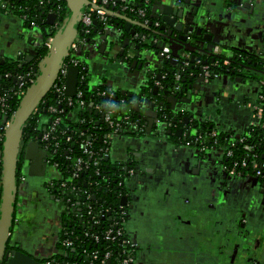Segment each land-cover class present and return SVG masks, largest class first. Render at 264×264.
<instances>
[{"label":"crops","instance_id":"1","mask_svg":"<svg viewBox=\"0 0 264 264\" xmlns=\"http://www.w3.org/2000/svg\"><path fill=\"white\" fill-rule=\"evenodd\" d=\"M153 3L151 12L159 17L173 15L175 9L183 10L182 17L177 15L176 22L183 23L185 34L193 26L202 28L203 36H211L208 45L222 48L228 52V57L235 53L251 61L258 58L262 64L257 69L264 67V0H198L184 6L181 3L178 6L175 0H153ZM120 25L122 27L104 28L97 32L90 45H84L83 51L92 85L105 86L126 96L132 105H139L137 115L146 129L149 128L147 123L152 125L150 133L111 136L112 162L134 165L138 174V178L129 184V188L133 186L127 199L131 201L127 223L129 235L135 238L139 228L142 237L149 241L154 233H176L174 255L179 260L193 258L198 264L201 261L213 264L217 237L211 230L213 214L210 209L215 199L221 201L224 198L227 202L242 200L243 204L253 208L254 199L264 194L262 181L251 175L240 177L224 172L221 163L225 158L221 151L201 153L197 146L166 137L167 131L156 124L159 109L156 108L153 116L151 103L145 101H152L148 97V89H154L160 82L156 77L160 54L156 55L148 48L137 49L134 45L135 28H126L125 21ZM173 31L175 35L181 34ZM41 34L40 29L27 26L22 15L0 12V57L6 62L15 61L18 54H22L29 64L33 63V51L37 44L43 43ZM207 43L199 40V45ZM248 74L252 78L246 77L242 83L227 74L215 80L195 81L192 89L179 96H171V109L175 114L196 116L218 135L239 141L251 129L256 106L262 103L260 96L264 95V71H249ZM32 145L28 148L24 169L27 179L24 191L30 199L22 197L23 189L17 191L14 217L20 223L24 214L26 220L21 226L24 232L21 230L16 235L26 244L33 243L36 249L41 245V256L47 253L51 256L46 258H52L58 255L56 236L62 226L55 205L48 197L40 200V192H45L43 187L48 178L49 181L58 178L57 171L48 168L44 156L36 153L38 146ZM35 222L40 226L38 232L42 229L44 235L48 228L50 235L37 237L33 234L31 227H38ZM16 228L15 225L13 229ZM17 251L15 258L7 264H44L45 259L41 261L25 251ZM160 251L158 248L157 254ZM198 258L203 260L198 261ZM158 259L165 258L160 256Z\"/></svg>","mask_w":264,"mask_h":264},{"label":"built area","instance_id":"2","mask_svg":"<svg viewBox=\"0 0 264 264\" xmlns=\"http://www.w3.org/2000/svg\"><path fill=\"white\" fill-rule=\"evenodd\" d=\"M91 4L87 9L82 10L79 20L83 26V33L78 32L77 37L73 40L69 48V55L63 62L57 80L53 85L50 92H55L68 106H72L74 103L78 104V108L85 105L81 101L82 92L78 91L75 95V100L66 97L67 90V74L72 67L79 68V85L87 80L86 76L82 74L83 60L80 58L81 47L85 45L86 39L84 36L89 35L91 32L90 27L95 23L99 22L104 26L105 29L108 27L110 20L107 10L110 8L113 11L121 12L128 16L125 12H129L135 16L136 21L147 25L149 23L148 10L151 12V4L148 0H143L141 8H136L133 3L134 0H121L119 3L117 0H88ZM45 0L41 1V5ZM11 0H0V10L5 14L16 13L14 10L9 9L11 6ZM117 9V10H116ZM15 11H17L15 9ZM152 13V12H151ZM52 14V13H51ZM57 17V16H56ZM129 17V16H128ZM24 22L27 23V16H22ZM56 23V22H55ZM30 26L40 27L35 23H29ZM158 22L154 23V26H158ZM62 27H60L61 29ZM59 29V31H60ZM57 33H50L45 40L44 47L50 49L54 42V37ZM134 40H140L142 45L152 44L154 46L162 47V43L158 39L140 38L139 34H135ZM214 55H222V51L219 47L214 48ZM160 55L164 60L169 61L174 59L168 47L165 46L160 50ZM22 54H18L17 60H15V68L12 71H7L4 74H0V79H5L8 82H12L11 87L3 86L0 83V144L4 143L5 133L7 128L10 126L11 120L16 112L13 111L14 105L12 99L21 100L26 95V92L32 87L38 77V67H35V61L31 64L28 63L27 59ZM183 58H190L189 54H183ZM2 58L0 57V66L2 64ZM180 62V59H176ZM42 61V60H41ZM6 62V61H5ZM4 62V63H5ZM228 65V64H227ZM185 67H189V63H184ZM206 76L208 75L207 67L203 68ZM176 81L181 80V76L176 74ZM215 78L218 76L215 75ZM165 78V77H164ZM208 81V76L204 78ZM78 85V88H79ZM159 85V83H157ZM101 97H113L112 94H107L106 91H98L96 96ZM118 99V98H116ZM261 102L256 106L255 118L251 125V130L261 129L264 131V98L260 96ZM124 101V98L121 99ZM20 104V103H19ZM42 104V103H41ZM40 107V106H39ZM38 107V109H39ZM37 109V111H38ZM95 112H99L102 115V120L105 125L112 128L116 132H131L137 131L139 134H146L147 127L140 125L137 121H134L131 116L122 115L121 117L115 116L114 110L104 111L102 106L97 103L93 106ZM37 111L34 113L36 114ZM158 111H161L160 109ZM48 116H46L41 124L43 125V131L38 134V139L43 150L46 153V162L53 166L57 171L58 186H57V202H65L68 209L66 216H71L70 219L77 221L81 226H77L75 230L66 231L67 239L62 243L64 248L73 254L75 262L72 264H135L139 255V248L132 241L128 234V224L125 217L126 210L125 206L121 204L118 210L113 212L112 210L104 209L102 204L99 202L91 203L90 201L95 199L96 194L92 192L93 188L101 190L104 186L99 183L98 185L92 182H86L89 189H82L79 185V179L81 175L87 174L89 177H99L102 175L103 182H109L112 179L108 175L102 173L98 160L100 158L108 159L111 156L110 151V135L106 136L103 140L104 147L102 149H96L93 146V135L80 134L85 138L80 141V154L78 156L71 155V152L64 148V145L73 146L75 138L71 135L74 130H70L64 126V119H68L71 113L68 114L66 110H57L56 107L50 106L48 109ZM12 113V115H11ZM33 114V115H34ZM11 115V116H10ZM74 117V116H73ZM71 117V119H73ZM140 122V121H139ZM157 125L161 124L157 120ZM138 134V133H136ZM113 135H116L115 133ZM189 136L188 132L184 133V137ZM205 134L201 133L196 137L194 141L187 142L194 146L199 147L202 151L208 152L214 149L221 150L224 154V170L230 175L242 176L252 175L264 181V172L261 170L258 157L255 155V149L249 145L242 147V156L238 155V148L235 140L229 141V147L219 144V135L214 132H207V140L204 139ZM56 161V162H53ZM60 164L65 167L69 173L70 180L74 183L73 185L68 184L66 178L59 172ZM123 164L124 174L122 180L117 181V185L109 190V193H114L119 199H123L127 196L129 190V182L127 181L133 175L134 167L131 165L125 166ZM67 167V168H66ZM136 174V173H135ZM126 175V177H125ZM115 178V177H114ZM116 181V180H114ZM77 182V184H76ZM129 183V184H128ZM105 188V187H104ZM124 188V189H123ZM99 199V198H98ZM108 215L109 223H102L101 219H104ZM84 227V228H82ZM78 229V230H77ZM76 242L81 245L77 247ZM83 246V249L79 248ZM61 255L63 252L61 251ZM44 264H53L52 260H47ZM54 264H68L58 259Z\"/></svg>","mask_w":264,"mask_h":264},{"label":"trees","instance_id":"3","mask_svg":"<svg viewBox=\"0 0 264 264\" xmlns=\"http://www.w3.org/2000/svg\"><path fill=\"white\" fill-rule=\"evenodd\" d=\"M42 0H11V6L9 9L14 10L16 14L19 16H27V23L31 24V22H35L40 27L41 34V40L43 38V43L41 42L39 48H38V56L37 60L35 61V67H38L41 60L47 56L48 49L44 47V43L48 35L50 33H58L60 27H62L64 22H69L71 10L68 9V5L63 0H45L43 5H41ZM118 3L121 0H117ZM143 0H134L133 3L135 4L136 8L143 7L142 5ZM88 6H85L84 9H87ZM15 9L17 11H15ZM83 9V10H84ZM113 10L112 8H110ZM117 10V9H116ZM0 12H2L0 10ZM4 13V11L2 12ZM56 14V23L50 24L48 23V15L49 14ZM129 17H132L133 19H136L133 14H130L129 12H125ZM149 14V23L146 25V28H141L136 25H132V28H135V33H138L140 36L147 38H156L161 40L163 43L167 42L166 39L159 33V31L154 28V23L156 21L160 22V19L156 16H153L154 13H151L148 10ZM110 20L108 22L109 28H117L120 27V24H122L123 20L118 19L112 15H108ZM26 23V22H25ZM26 23V24H27ZM75 29L78 30V32L83 33V26L78 20L75 24ZM91 32L89 35L84 36L86 39L85 44L90 45V42L93 40L95 34L97 32L102 31L104 29V26L100 24L99 22L95 21V23L90 27ZM141 38V37H140ZM195 40H197L195 38ZM134 45L138 46L139 50H144L145 48H154L158 51L157 48L153 47L152 44H144L142 45L140 43V40H135ZM85 46L81 47L80 50V58L83 60V69L82 74H84L87 78V80L83 83H80L78 91L82 92L81 101L85 103L84 106L78 108V104H73L71 107L68 106L67 103H65L64 100H62L61 97H59L55 92H49L42 104L40 105L38 111L36 114H34L29 121L26 123V133L30 134L31 139L35 140L38 137V134L43 131V125L41 124V121L48 116L49 112L48 109L50 106L56 107L57 110H66L69 113H71L70 117L68 119H64V126L66 128H69L70 130H74L71 135L75 138V143L73 146L70 145H64V148L69 150L71 152V155L78 156L80 152V141L84 139L85 135L92 134L93 135V146L98 150L102 149L104 147L103 140L108 135L110 137L115 134H129L130 132H116L112 128L108 127L103 123L102 115L99 112H95L93 109V106L97 103L100 104L104 111L107 110H114L115 116L121 117L122 115H130L131 118L134 121H137L140 125L144 122H141L139 118V112L135 111L134 105H132L129 101V99L126 96H123L120 93H115L112 90L108 89L105 86H98V85H92L91 78H90V70L86 63V58L84 54ZM206 52H202L199 50H186L184 53L180 56V62L178 63H172L169 60V63L163 64V66L159 69H157L158 75H160L161 79H158L159 85H155L157 88V93H153V89L149 90V96L152 101H155L157 103L159 111L158 114V120L160 121L161 125H163V129L166 131H171L175 129V125H179L180 127H183V121L181 119V116L179 113L175 114L174 111L171 109V96L173 97L174 94L180 95L183 94L185 90H189L193 83L195 81L204 80L208 76L209 80L215 79V75L219 76L222 74H226L228 70V65L236 66V63H240L236 61L233 58H230L228 56L218 55L215 56L214 52L212 50H205ZM159 52V51H158ZM183 54H189L191 57L186 59L183 58ZM189 63V67H185L184 63ZM228 64V65H227ZM207 67L208 75L206 76L205 71L203 68ZM15 68V61H7L4 64H1L0 66V74H4L7 71H12ZM176 74H179L181 76L180 81H176ZM165 77V78H164ZM0 83L3 84V86L11 87L12 82H8L5 79H0ZM151 84V83H150ZM152 85V84H151ZM192 89V88H191ZM98 91H106L107 94H112L113 97H101L96 96ZM171 92L170 94H166V92ZM264 94V92H263ZM67 98H69L66 95ZM118 98V99H116ZM124 98V101L122 102L121 99ZM264 98V95H263ZM71 99V98H70ZM75 100V97L72 98ZM71 99V100H72ZM264 102V101H263ZM20 100L13 98L12 104L14 105L13 111L14 112L19 107ZM12 115V113H11ZM10 115V116H11ZM74 116V117H73ZM73 117V119H71ZM193 121V127L188 130V134L186 137H178L175 136L174 138L177 139L179 142L187 143L194 141L198 135L201 133L205 134L204 139L207 140V132L214 131L213 128L210 127V125L201 123L200 121L196 120V116L191 117ZM149 122V121H148ZM150 123H147V126ZM134 135H139V132L137 131H131ZM138 133V134H136ZM80 134H84V136H79ZM131 134V135H132ZM231 137L225 136L223 134L219 135L218 141L219 144L223 146L229 147V141L231 140ZM111 140V139H110ZM170 140V139H169ZM238 155L239 157L242 156V147L245 145H249L253 147L255 150V155L258 157V162L260 165L261 170L264 172V131L261 129H256L252 131L251 129L247 132V134L244 135L243 139L239 141H235ZM111 143V142H110ZM111 147V144H110ZM111 151V150H110ZM56 162V161H53ZM98 163L100 164V168L102 173L105 175H108L110 179H112L109 182H103L102 175H99V177H89L87 174L81 175L79 179V185L82 189H89L90 186H87L86 182H92L96 185L101 183L104 187L97 191L96 187L93 188L92 192L96 194L95 199L91 200V203H97L99 202L102 204L104 209L112 210L115 212V210H118L119 207H121V204L123 203L121 199L118 198L117 195L114 193H109L110 189H113L112 187L117 185V181L119 182L122 180V175L124 174L123 170V164L121 163H114L112 162L111 156L108 159L100 158L98 160ZM125 166H129V164H126ZM132 166V165H131ZM59 172L63 175V177L66 178V181L68 184L73 185V181L70 180L69 173L66 171L65 167H63L62 164H60ZM67 168V167H66ZM115 177V178H114ZM126 177V175H125ZM116 180V181H114ZM264 183V181L262 180ZM77 184V182H76ZM124 189V188H123ZM0 190H2V187H0ZM99 198V199H98ZM126 210V208H124ZM127 219V214L125 215ZM109 216L106 215L104 219H101L102 223H109L108 220ZM72 230H75L77 226H81V224H78L77 221L71 224ZM84 228V227H82ZM78 230V229H77ZM71 231V230H70ZM130 236V235H129ZM67 239L66 232L63 233L62 237L60 238V243L58 244V247L63 252V254H58L56 257L50 258L52 260V263L54 264L58 259H61L62 262L72 264L75 262L73 258V254L66 250L64 246L62 245L63 241ZM77 247H79L81 244L79 242H76ZM80 250L83 249V246L79 248ZM47 259V260H50ZM82 264V263H81Z\"/></svg>","mask_w":264,"mask_h":264},{"label":"flooded vegetation","instance_id":"4","mask_svg":"<svg viewBox=\"0 0 264 264\" xmlns=\"http://www.w3.org/2000/svg\"><path fill=\"white\" fill-rule=\"evenodd\" d=\"M189 1V0H188ZM196 1L198 0H190V2H194L196 3ZM148 3L151 4V7L153 8V0H148ZM153 12V11H152ZM157 17V16H156ZM160 19V18H159ZM158 22V26H154V28H156L157 31H159V29L161 30V26H162V21L160 19V22ZM27 26L29 25L28 23L26 24ZM30 26V25H29ZM122 27V25H120ZM36 28V27H35ZM37 29V28H36ZM40 29V28H39ZM199 30H201L202 33V28H197L193 26V29H189L188 32L186 33V35L189 37L188 39L191 41L192 45H197L199 47H201L202 45H199V40H203V38L201 37L203 35L199 34L198 32H200ZM160 32V31H159ZM135 33V32H134ZM138 34V33H136ZM139 37L141 38H147L146 36L142 37L139 35ZM204 37V36H203ZM195 38L197 40H195ZM150 39V38H148ZM156 39V38H154ZM135 41V40H134ZM159 42L162 43L161 40L158 39ZM38 43V42H37ZM36 43V44H37ZM207 43V42H206ZM41 44V43H40ZM40 44L36 45L35 51H33L34 54V60H37V56H38V45L40 46ZM163 44V43H162ZM209 46L208 43L205 44V46H202V49H204L205 47ZM136 48L138 49V46L136 45ZM215 48V46H214ZM214 48L212 49V51L214 50ZM220 50L222 52H224L222 50V48H220ZM214 52V51H213ZM232 56H234L237 59H240V63L242 64L244 63H248L249 60H247V58L243 55H238L233 53ZM135 62V61H134ZM134 62H132V66L134 65ZM138 65V63H136ZM254 64H256V66H254ZM260 64H262V62L259 63V59H253L252 60V64L249 65L248 69H241L238 66H234L232 67L231 70L235 71V76H233L235 78L236 81L239 80V78H242L243 81L245 80V78L247 77H251L250 74H248L249 71H253L254 73H256L255 70H258L257 67L261 66ZM135 67V66H133ZM264 70V67L262 69H260L259 71ZM230 75V73L228 74ZM221 75H219L217 78H219ZM252 78V77H251ZM216 79V78H215ZM213 79V80H215ZM202 81V80H201ZM179 96V95H178ZM181 119L183 121V127H180L179 125H175V129L171 131H167L166 132V137L169 138L170 140L172 138H174L175 134L178 137H184V133L188 132V130H190L193 127V121L191 117H186L183 115H180ZM187 118V119H186ZM197 121H200L199 118H196ZM151 122H153V120H151ZM201 122V121H200ZM26 127H24V140L22 142H25V145L27 144V146L24 148L21 147V151H20V155H19V162H18V166H17V173H16V187H17V191H21L23 189V191H21V193H24L22 195V197H24L25 199L27 198V193L25 190V183H27V179L24 176V169L26 167L27 164V159L29 156L28 152V148L29 146H31L33 143L36 144V146H41L39 139H31L30 134L26 133ZM148 131V129H147ZM175 132V134H174ZM168 135V136H167ZM175 139V138H174ZM177 140V139H176ZM3 144H0V152H2L1 150V146ZM33 146V145H32ZM201 153H206L204 151H202L199 147H197ZM43 150V148H42ZM44 151V150H43ZM45 152V151H44ZM209 153V151H208ZM224 157V154H222ZM30 158V157H29ZM2 158L0 157V177H1V172H2V163H1ZM46 158L44 156V162L47 166H50L53 168L54 171H56V169L51 166L50 164H47L46 162ZM221 167L222 170L224 172H226L224 170V162L221 163ZM138 176V174H136ZM252 176V175H251ZM259 179V178H258ZM260 180V179H259ZM44 182V180L42 181V183ZM58 178H52L49 181V178L45 181L44 183V189L45 192L42 191L40 192L41 195V199H46L48 197V199H50L53 204L56 207V211L57 214L60 216V221H61V226L62 228L60 229V235L59 238H57L58 240V244L60 243V238L62 237L63 233L66 231H70L72 229V223H74V220H71L70 217L71 216H66V212H68V209L65 205V202H57L56 198H57V186H58ZM39 184V189H41V186ZM264 183L262 182L261 185H263ZM133 186H131V188H129V190L127 191V199L129 200L131 192H132ZM264 189V187H263ZM1 193V190H0ZM262 195V196H261ZM259 194L257 197V200L254 199V203L255 206L253 208H249L248 204H243V201L240 200H230V201H224L222 198L221 201H217L215 199V203H213V206H211V213L213 214V223H212V227L211 230L212 232L215 234V237H217V248L214 249L215 252L213 254V259L215 260L213 262V264H264V194ZM46 197V198H45ZM262 197V199H261ZM28 198L30 199V197L28 196ZM27 198V199H28ZM123 202V200H122ZM123 207L125 206L126 208V214H127V223L129 221V208L131 206V201L128 202H123L122 203ZM240 210H243V213L240 212ZM20 215V213H19ZM15 216V213H14ZM22 222L18 223L17 219L14 217V222H13V227L16 225V229H13L12 227V236H10V240H9V247L7 249L8 252V260H3L1 264H7V262L12 259L15 258L14 254L18 253V251H16L15 249L18 250H22L25 251L27 254L34 256V258L39 259V260H43L45 259V261H47V259L50 258H46L48 256H51L47 253L43 254V256H41V252L40 250H42L41 245L39 246L38 249L33 247V243H24V241H22L21 239L19 240L17 238V233H20L21 230L22 232H24L23 227H21L23 224H25V217L24 214H22ZM19 220V219H18ZM16 221V222H15ZM18 223V224H15ZM36 226L38 227H31V230L33 232V234H36L37 237H40L42 234V229L40 230V232H38V228L40 227L38 222H35ZM18 225V226H17ZM138 230L137 235H133L132 241L137 245V248H139V255L137 257L136 263L135 264H198L195 263L196 259L193 258H188L186 260H179L177 256L174 255V252H176L175 249V236L176 233L173 234H169L168 232H164L163 234H157L154 233V235H150L151 238L149 239V241H146L145 238L142 237L141 233H139V228L136 229ZM20 231V232H19ZM51 230L47 228L46 232H45V236L50 235ZM136 233V231H135ZM129 234V232H128ZM15 235V236H13ZM24 235V234H23ZM43 235V236H44ZM145 239V240H144ZM160 241V244H159ZM12 246V250H9V248ZM161 249V251L157 254L158 252V248ZM50 250V249H49ZM48 250V251H49ZM57 254L61 253L60 248L57 249ZM40 253V254H39ZM151 254H153V256H157V257H152ZM164 257L165 259H158V258ZM167 258L169 260H167ZM205 259V258H204ZM199 260H203V258L199 259ZM43 261V262H45ZM162 261V263H161ZM202 263L199 264H206L207 261H201Z\"/></svg>","mask_w":264,"mask_h":264},{"label":"water","instance_id":"5","mask_svg":"<svg viewBox=\"0 0 264 264\" xmlns=\"http://www.w3.org/2000/svg\"><path fill=\"white\" fill-rule=\"evenodd\" d=\"M67 3L68 9L71 10L70 20L69 22H64L60 31L55 35L54 42L51 48L47 52V56L45 59L43 58L38 66V77L36 79L35 84L27 90L26 95L21 100L19 107L17 108L10 126L7 128L5 133V140L3 145L1 146L2 152H0V157L2 158V172L0 177V187H2L0 193V264L3 260H8V252L7 249L10 246L9 240L12 234V227L14 222V212H15V200H16V173H17V166L19 162V155L22 147V141L24 140V127H26V123L29 119L33 116V114L37 111L38 107L44 101L48 93L52 90L53 85L56 82V78L59 74L60 68L68 57L69 48L73 40L78 35V30L75 29V24L79 20V16L84 9L85 6H91L88 0H63ZM190 0H175V3L179 6L181 3L184 6L186 3H189ZM192 3V2H190ZM180 5V6H181ZM109 15H112L118 19L125 21L126 28H131L132 25L139 26L141 28H146L145 24H142L139 21L132 20L128 16L122 14L121 12H114L113 10H107ZM183 10L175 9L174 14H165L162 17H159L158 14L154 13L153 16H157L162 21L161 30L159 33L166 39L167 42H164L162 47L154 46L158 49L155 50L154 48H148L150 52H153L156 55L160 54V50L165 46L168 47L169 52L172 53L174 59L170 60L172 63H178L177 58L179 59L181 54L186 50H199L202 52H206L205 50H212L214 48L213 44L202 49V46L199 47L197 45H192L191 41L188 39L189 37L184 33V25L183 23H177V15L182 17ZM56 14H49L48 15V23L54 24L56 22ZM168 27L170 30L168 31ZM114 30V29H113ZM181 32L179 35H175L174 31ZM199 34L201 30H199ZM208 36V37H207ZM203 40L206 42L211 43V36L210 35H203L201 36ZM130 39L128 40V42ZM145 50V49H144ZM180 51L182 53L180 54ZM228 56V52H222V55ZM230 58L235 59L236 61H240V59L235 58L234 56L230 55ZM32 59H30L31 61ZM5 60H2V64H4ZM125 63V62H124ZM156 68L159 69L165 63H169L163 59L160 55L159 62ZM252 64V61L249 60L248 63L238 64L236 66L240 67L241 69H248L249 65ZM256 66V64H254ZM142 66L139 65V68ZM233 66L228 65L227 75L230 73L231 76H235V71L231 70ZM256 73H263L264 70H255ZM79 68L72 67L67 74V90L66 94L69 98L75 97L79 85ZM157 79H161L160 75L156 76ZM236 82H243L242 78H239ZM153 93H157V88L154 87ZM171 92H166V94H170ZM176 95V94H174ZM151 103L153 112V116L155 115L156 108L158 109L157 103L155 101H151L146 99ZM135 111L139 112V105H135ZM187 119V118H186ZM150 123V122H149ZM148 133H150V129L152 125H148ZM161 128H164L163 125L159 124ZM132 133L130 132L129 135ZM43 156L46 158V153L43 151ZM138 170V169H137ZM264 187V184L262 185ZM123 202H128L127 197H124Z\"/></svg>","mask_w":264,"mask_h":264},{"label":"rangeland","instance_id":"6","mask_svg":"<svg viewBox=\"0 0 264 264\" xmlns=\"http://www.w3.org/2000/svg\"><path fill=\"white\" fill-rule=\"evenodd\" d=\"M163 43V42H162ZM215 132V131H214ZM113 136V135H112ZM28 144V143H27ZM27 144L25 145V142H23L22 143V148H24L25 149V147L27 146ZM33 146H36V144L35 143H33ZM32 146V147H33ZM115 148V144H114V146H113V149ZM112 149V150H113ZM217 149H214V150H211V151H216ZM217 151H219V150H217ZM221 151V150H220ZM43 150H42V148L38 145V148H37V152L36 153H38L39 154V156H43ZM210 152V151H209ZM222 152V151H221ZM222 154H223V152H222ZM129 157V156H128ZM127 157V158H128ZM132 167H134V165H132ZM48 168L50 169V166H48ZM52 168V167H51ZM53 169V168H52ZM134 169V172H132V176H131V178H129L127 181L131 184L132 182H134V180H136L138 177H137V175L135 174L136 173V169H135V167L133 168ZM256 177V176H255ZM128 183V184H129ZM60 235V234H59ZM59 235H57L56 236V238H59ZM9 250H12V246L9 248ZM16 251H17V249H15ZM174 250H176V248L174 249ZM19 252V251H18ZM36 260V259H35ZM36 261H38V260H36ZM39 262V261H38Z\"/></svg>","mask_w":264,"mask_h":264}]
</instances>
